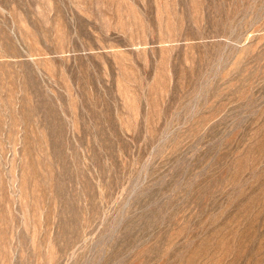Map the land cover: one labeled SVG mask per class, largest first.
<instances>
[{"label": "rangeland", "instance_id": "374dc122", "mask_svg": "<svg viewBox=\"0 0 264 264\" xmlns=\"http://www.w3.org/2000/svg\"><path fill=\"white\" fill-rule=\"evenodd\" d=\"M0 264H264V0H0Z\"/></svg>", "mask_w": 264, "mask_h": 264}]
</instances>
